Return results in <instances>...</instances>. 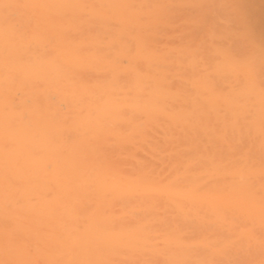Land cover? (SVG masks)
<instances>
[{"label":"bare ground","instance_id":"6f19581e","mask_svg":"<svg viewBox=\"0 0 264 264\" xmlns=\"http://www.w3.org/2000/svg\"><path fill=\"white\" fill-rule=\"evenodd\" d=\"M0 264H264V0H0Z\"/></svg>","mask_w":264,"mask_h":264}]
</instances>
